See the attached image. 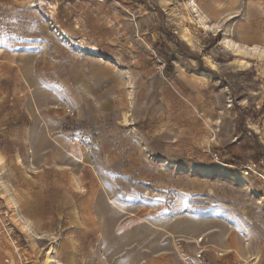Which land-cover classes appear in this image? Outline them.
<instances>
[{
	"label": "rangeland",
	"instance_id": "obj_1",
	"mask_svg": "<svg viewBox=\"0 0 264 264\" xmlns=\"http://www.w3.org/2000/svg\"><path fill=\"white\" fill-rule=\"evenodd\" d=\"M0 264H264V0H0Z\"/></svg>",
	"mask_w": 264,
	"mask_h": 264
},
{
	"label": "trees",
	"instance_id": "obj_2",
	"mask_svg": "<svg viewBox=\"0 0 264 264\" xmlns=\"http://www.w3.org/2000/svg\"><path fill=\"white\" fill-rule=\"evenodd\" d=\"M217 39L215 38V39H213V41H216Z\"/></svg>",
	"mask_w": 264,
	"mask_h": 264
},
{
	"label": "bare ground",
	"instance_id": "obj_3",
	"mask_svg": "<svg viewBox=\"0 0 264 264\" xmlns=\"http://www.w3.org/2000/svg\"><path fill=\"white\" fill-rule=\"evenodd\" d=\"M193 7H194V6H193ZM196 9H197V8H196ZM201 18H202V16H201ZM201 18H200V19H201Z\"/></svg>",
	"mask_w": 264,
	"mask_h": 264
},
{
	"label": "built area",
	"instance_id": "obj_4",
	"mask_svg": "<svg viewBox=\"0 0 264 264\" xmlns=\"http://www.w3.org/2000/svg\"><path fill=\"white\" fill-rule=\"evenodd\" d=\"M7 262H9V261H7Z\"/></svg>",
	"mask_w": 264,
	"mask_h": 264
}]
</instances>
